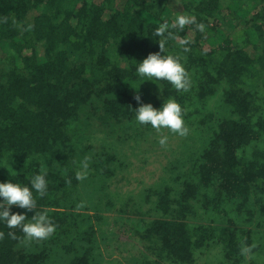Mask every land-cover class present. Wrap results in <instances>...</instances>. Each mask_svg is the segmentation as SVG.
Listing matches in <instances>:
<instances>
[{
	"label": "trees",
	"instance_id": "1",
	"mask_svg": "<svg viewBox=\"0 0 264 264\" xmlns=\"http://www.w3.org/2000/svg\"><path fill=\"white\" fill-rule=\"evenodd\" d=\"M179 14L205 29L188 24L165 42L189 74V90L178 93L167 81L141 82L135 66L160 50L155 28ZM184 38L187 53L177 43ZM136 94L156 108L175 99L190 129L165 164L167 179L147 188L156 217L133 232L147 251L193 264L214 244L222 264H243L240 248L254 234L264 239V0H0V181L28 184L46 172L37 211L62 209L49 213L57 227L42 241L0 223V264H54L52 249L90 264L92 226L79 230L85 212L75 209L96 196L79 189L76 164L88 155L104 166L96 173L109 172ZM214 97L223 111L206 107ZM106 130L111 141L96 143Z\"/></svg>",
	"mask_w": 264,
	"mask_h": 264
},
{
	"label": "rangeland",
	"instance_id": "2",
	"mask_svg": "<svg viewBox=\"0 0 264 264\" xmlns=\"http://www.w3.org/2000/svg\"><path fill=\"white\" fill-rule=\"evenodd\" d=\"M206 107L210 110L223 111L217 97L208 101ZM122 127L119 138L112 142L115 159L108 164L109 172L107 170L105 174L96 173L95 170L103 169L104 166L93 167L91 156L88 155L76 164L77 171L85 158L87 162H90L87 176L80 180L81 188L79 189L83 193L96 196L93 200L82 203L83 207L75 209L78 212H85L83 216L77 218L82 222L79 230L86 231L91 226L93 230L90 238L94 248L88 262L90 264H170L168 260L149 253L143 244L145 242L135 237L136 233L133 234V232H138L148 221L156 217L153 211L155 196L152 193H147L146 196V191L147 188L153 187L154 183H158L157 181L167 179L169 173L167 174L166 170L170 163L168 160L171 151L177 147L181 149L179 138L181 136L167 129L158 133L151 125H140L135 119ZM106 131H97L99 134H96L98 135L95 138L96 143L103 144L111 141L110 133ZM160 135L168 137L166 146L159 145ZM97 154L103 153L97 152ZM113 171L116 175L108 176ZM172 186H174L173 183ZM128 198L130 199L127 201L128 206H124L123 202ZM110 199L114 200V203L110 206L106 205V201ZM94 200H99V205L92 202ZM133 210L137 212H131ZM126 216L129 219L127 222L122 220ZM249 229L254 228L251 225L245 226L244 232ZM260 236V233L252 236L251 245L255 247V251L244 259L243 264H264V239ZM65 242L67 244L68 240ZM84 242L85 247L86 242ZM208 249L193 264H222L218 246L212 244ZM56 250L52 249L49 252L50 262L69 264L71 252L66 251L62 254Z\"/></svg>",
	"mask_w": 264,
	"mask_h": 264
},
{
	"label": "clouds",
	"instance_id": "3",
	"mask_svg": "<svg viewBox=\"0 0 264 264\" xmlns=\"http://www.w3.org/2000/svg\"><path fill=\"white\" fill-rule=\"evenodd\" d=\"M194 24L196 30L203 32L205 25L197 22L194 16L179 14L169 24L163 21L155 28L154 36L158 37L159 51L149 53L135 66V73L141 77V82L146 79L152 81H167L174 89L179 92H187L190 87L189 74L182 63V58L176 54H167L165 51V42L168 39H176L173 29L183 30L185 25ZM182 51L187 53L191 41L187 38L177 41ZM163 53V54H162ZM159 94V93H158ZM138 106L135 108V120L140 125H151L158 133L163 129L184 137L189 134L183 114L185 109L175 100L168 99L163 101L159 108L153 107L149 103H140L139 94L133 97ZM168 137L160 135L158 143L166 146ZM87 158L81 162V168L75 172L77 181L83 180L87 176ZM48 191V181L46 172H40L30 177L28 184L14 182L12 180L0 181V223L8 229H19L23 233L26 241H42L48 239L56 230V224L49 216L50 212L62 211L58 208H46L37 211L36 197H43ZM11 206H15L24 211H11ZM80 205L77 206L79 208ZM34 213L27 217V212ZM3 233L0 232V237ZM8 236L16 239V233L9 231ZM252 246L244 245L240 248L241 256L248 258L251 254Z\"/></svg>",
	"mask_w": 264,
	"mask_h": 264
}]
</instances>
